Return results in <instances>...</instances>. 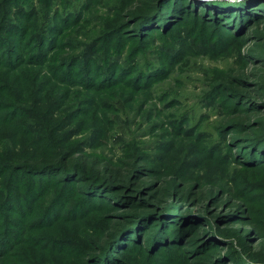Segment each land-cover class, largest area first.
<instances>
[{
	"label": "rangeland",
	"instance_id": "rangeland-1",
	"mask_svg": "<svg viewBox=\"0 0 264 264\" xmlns=\"http://www.w3.org/2000/svg\"><path fill=\"white\" fill-rule=\"evenodd\" d=\"M9 3L38 16L0 36V134L21 132L6 123L42 94L79 112L76 140L95 143L72 157L80 176L35 170L37 187L74 185L59 202L3 193L1 264H264V0ZM251 10L262 19L246 27ZM92 43L106 63L86 71L74 59ZM168 144L176 159L159 167ZM70 195L75 210L60 212Z\"/></svg>",
	"mask_w": 264,
	"mask_h": 264
},
{
	"label": "trees",
	"instance_id": "trees-1",
	"mask_svg": "<svg viewBox=\"0 0 264 264\" xmlns=\"http://www.w3.org/2000/svg\"><path fill=\"white\" fill-rule=\"evenodd\" d=\"M9 1L0 0V36L5 34L19 35L23 31L28 33L30 31V26H28L30 19H36L38 16L35 8L25 10L21 4H10ZM237 7L235 6L236 9ZM239 11L240 13H246L248 10ZM258 12L260 11H249L245 21L247 23L245 24L246 27L252 26L253 23L262 19V15ZM7 17H13L15 23L7 21ZM24 26L26 28L22 30ZM184 32L188 33L186 30ZM24 39L26 38L23 36L22 40ZM27 50L30 51L28 48ZM100 51L99 46L96 43H92L84 47L80 55L75 57L74 64L81 63V68H84L86 71H90L92 67L99 68L106 63L101 60L102 55ZM16 59L14 63H16L15 65L20 63L18 66L20 67L22 58ZM112 66L114 70L117 69V64H113ZM61 101L42 94H33L28 99L22 101L23 103L16 108L21 113V120L15 124L6 123L8 126L19 128L21 132L7 136L0 134V185H5V192H0V197L3 196V193H8L9 195L7 196L9 198L12 196L11 200L18 201L23 200V195L26 197L28 192L32 191L34 194L37 192L40 193L39 197L55 194V198H58L57 201L59 202L60 197L63 196L61 190L66 185L65 181L67 178L60 180V188L57 189H54L55 184H51V182L37 187L36 180L32 178L36 175L35 170L43 169L44 167H50L53 170L60 169L65 172L67 177L70 174L73 177L80 176V173H86V170H88V167L82 162V159L81 164L78 162L72 163L74 161L72 157L79 154L81 156L86 155L83 145H86L85 149L94 145V132L92 131L88 137L84 136L81 138L80 140H83L82 142H78L76 139L83 134L82 123L78 120L80 114L79 112L71 111L69 107L66 108L64 102ZM2 122L5 121L2 120ZM46 136L54 138L52 139L51 148L43 145ZM172 146V144H168L165 149L167 151L166 153L155 156V161L159 167H168L174 161L173 159H176L175 156L169 154ZM193 154V151L189 149L180 162L179 169L184 173H189L195 167L197 160ZM14 167L16 169L14 170V175L11 176ZM106 170L110 173L111 168L107 167ZM19 171L26 172V175L22 179L26 184L25 189L21 188L18 183L15 184L16 186L13 184L14 179L18 177L17 172ZM91 172L98 176L99 171L91 169ZM196 178L200 179L201 176L195 177L196 181H200ZM65 187H67L66 190L71 192L75 189L74 185L70 182ZM71 195L59 203L60 212L66 210L73 212L75 210L72 205L73 201L70 200ZM1 203L4 202L1 201ZM1 263L2 261H0Z\"/></svg>",
	"mask_w": 264,
	"mask_h": 264
}]
</instances>
